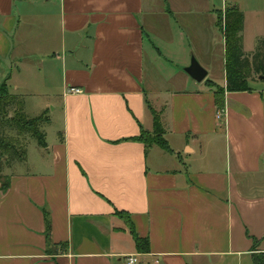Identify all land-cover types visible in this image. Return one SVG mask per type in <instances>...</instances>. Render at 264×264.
I'll list each match as a JSON object with an SVG mask.
<instances>
[{"label":"crops","instance_id":"1","mask_svg":"<svg viewBox=\"0 0 264 264\" xmlns=\"http://www.w3.org/2000/svg\"><path fill=\"white\" fill-rule=\"evenodd\" d=\"M233 6L249 56L264 0H0V61L13 66L2 84L27 118L57 126L3 169L0 264L252 263L264 248V82L250 71L247 91L225 90L217 17ZM190 57L200 83L184 73ZM147 104L169 152L138 139L153 130Z\"/></svg>","mask_w":264,"mask_h":264},{"label":"trees","instance_id":"2","mask_svg":"<svg viewBox=\"0 0 264 264\" xmlns=\"http://www.w3.org/2000/svg\"><path fill=\"white\" fill-rule=\"evenodd\" d=\"M217 27L224 37L225 48V90L228 92L247 91V80L250 71L256 76L264 75V39H259L256 43L255 51L247 56L243 52L242 13L236 6L227 7L223 14L217 17ZM6 84L0 87V187L6 188L3 169L9 168L15 162H22L25 159V139L32 138L38 147L45 148L43 126L47 124L46 112L38 117L27 118L22 112V100L17 96H10L6 91ZM215 105L218 111L222 108V88H215ZM147 108L152 115V132H140L138 139L148 148L155 145L162 151L169 152V148L164 138L163 130L157 114L147 104ZM119 218L127 223L128 217L120 212L115 213ZM133 243L139 253L148 251V242L144 238L132 235ZM264 241V237L262 238ZM253 242L252 248L255 249ZM251 264H264V252H255L252 255Z\"/></svg>","mask_w":264,"mask_h":264},{"label":"rangeland","instance_id":"3","mask_svg":"<svg viewBox=\"0 0 264 264\" xmlns=\"http://www.w3.org/2000/svg\"><path fill=\"white\" fill-rule=\"evenodd\" d=\"M29 23L30 22H23V24L25 25V28H26V30L27 29H29ZM36 23V22H35ZM37 24V23H36ZM30 25H31V23H30ZM40 27H41V25H40ZM22 29V28H21ZM190 59H191V57H190ZM171 62L173 63V64H175V62L174 61H172L171 60ZM189 62H190V60H189ZM169 67V66H168ZM13 69V66H11V65H9L8 64V62H6V63H2L1 61H0V85L2 84V81L6 78V77H8L9 76V74L13 71L12 70ZM5 73V74H4ZM4 75V76H3ZM6 83H8V82H6ZM165 84V87L166 88H173V86H172V84H171V82H169L167 79H166V82L164 83ZM177 84V83H176ZM37 102V101H36ZM38 104H40V102H38ZM50 111V108L49 109H47V112H49ZM55 120H56V118H55ZM46 125V124H45ZM44 127V126H43ZM57 126H55V124L53 125H46L45 126V129H46V131H48V133H49V139H50V136L51 135H53V133H54V131H55V128H56ZM25 141H27V142H29V146L30 145H34L35 146V144H36V142L34 141V139H32V138H30V139H25ZM255 252H264V248L262 247V250H259V249H255Z\"/></svg>","mask_w":264,"mask_h":264},{"label":"water","instance_id":"4","mask_svg":"<svg viewBox=\"0 0 264 264\" xmlns=\"http://www.w3.org/2000/svg\"><path fill=\"white\" fill-rule=\"evenodd\" d=\"M190 65L184 68V73L192 78L194 81L200 83L204 81L206 78V71L196 62V60L192 57L190 59ZM260 80L264 82V75L260 77Z\"/></svg>","mask_w":264,"mask_h":264},{"label":"built area","instance_id":"5","mask_svg":"<svg viewBox=\"0 0 264 264\" xmlns=\"http://www.w3.org/2000/svg\"><path fill=\"white\" fill-rule=\"evenodd\" d=\"M67 93L70 95L79 94L80 90L78 88L73 87V88L67 89ZM221 114H222V111L217 113L218 119L221 118ZM124 258H125L124 264H140L143 261L142 259H140V257H138V255H127Z\"/></svg>","mask_w":264,"mask_h":264}]
</instances>
